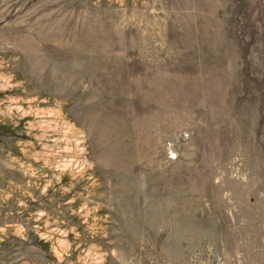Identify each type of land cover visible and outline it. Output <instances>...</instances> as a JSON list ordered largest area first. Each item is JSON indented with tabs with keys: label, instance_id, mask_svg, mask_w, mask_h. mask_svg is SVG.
<instances>
[{
	"label": "rangeland",
	"instance_id": "rangeland-1",
	"mask_svg": "<svg viewBox=\"0 0 264 264\" xmlns=\"http://www.w3.org/2000/svg\"><path fill=\"white\" fill-rule=\"evenodd\" d=\"M0 264H264V0H0Z\"/></svg>",
	"mask_w": 264,
	"mask_h": 264
}]
</instances>
